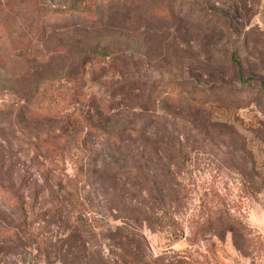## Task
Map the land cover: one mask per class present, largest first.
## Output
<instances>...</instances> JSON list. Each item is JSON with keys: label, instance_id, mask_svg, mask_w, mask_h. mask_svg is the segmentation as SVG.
<instances>
[{"label": "rangeland", "instance_id": "rangeland-1", "mask_svg": "<svg viewBox=\"0 0 264 264\" xmlns=\"http://www.w3.org/2000/svg\"><path fill=\"white\" fill-rule=\"evenodd\" d=\"M75 2L0 0V264H264V0Z\"/></svg>", "mask_w": 264, "mask_h": 264}, {"label": "trees", "instance_id": "trees-1", "mask_svg": "<svg viewBox=\"0 0 264 264\" xmlns=\"http://www.w3.org/2000/svg\"><path fill=\"white\" fill-rule=\"evenodd\" d=\"M107 0H78V2L73 3V5L68 6L67 8H58L54 14H61L68 16H76L79 18H82L89 22H94L99 19L100 13H99V5L105 4ZM167 94H170L171 96H175V86L172 85L171 88L168 87ZM178 96V93H177ZM36 112H40L39 110H36ZM123 130L116 131L113 136H107L106 138L115 139L118 134H121Z\"/></svg>", "mask_w": 264, "mask_h": 264}]
</instances>
